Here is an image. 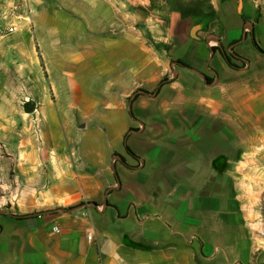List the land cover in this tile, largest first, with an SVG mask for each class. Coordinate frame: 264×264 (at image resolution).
<instances>
[{
	"label": "crops",
	"instance_id": "1",
	"mask_svg": "<svg viewBox=\"0 0 264 264\" xmlns=\"http://www.w3.org/2000/svg\"><path fill=\"white\" fill-rule=\"evenodd\" d=\"M28 5L0 41V264H264V0Z\"/></svg>",
	"mask_w": 264,
	"mask_h": 264
},
{
	"label": "built area",
	"instance_id": "2",
	"mask_svg": "<svg viewBox=\"0 0 264 264\" xmlns=\"http://www.w3.org/2000/svg\"><path fill=\"white\" fill-rule=\"evenodd\" d=\"M32 26L28 0H0V41L24 29L32 30ZM260 236L264 238V231Z\"/></svg>",
	"mask_w": 264,
	"mask_h": 264
},
{
	"label": "rangeland",
	"instance_id": "3",
	"mask_svg": "<svg viewBox=\"0 0 264 264\" xmlns=\"http://www.w3.org/2000/svg\"><path fill=\"white\" fill-rule=\"evenodd\" d=\"M26 34L25 36H27L28 38L31 37L32 33H31V30L29 29H26V31H24ZM20 33V32H19ZM18 34H16L15 36H17ZM34 43V42H33ZM22 58L25 56L23 54H29V53H33L35 54V52H38L37 50V47L34 45V44H24L22 46ZM21 83L22 85L24 86V89L22 92H20L19 95L17 96H14L12 97V99L14 100V102L16 103V105L18 106L19 108V112H20V117L23 118V117H27L28 114L24 112V109H23V106L26 102H31V97H30V94H29V90H28V78L27 77H21ZM6 112V115L7 116H10L12 115L13 113H16V111L12 108H9V109H6L5 110ZM25 178H22L19 176L15 177V174L10 171L9 173H6V177H5V192H4V195H5V203L9 204V202H12L13 200V197L14 195L13 194H17V199L19 198L18 197V194L20 193V187L23 186L22 183H26L25 182Z\"/></svg>",
	"mask_w": 264,
	"mask_h": 264
},
{
	"label": "water",
	"instance_id": "4",
	"mask_svg": "<svg viewBox=\"0 0 264 264\" xmlns=\"http://www.w3.org/2000/svg\"><path fill=\"white\" fill-rule=\"evenodd\" d=\"M23 109L25 113L31 114L35 109V104L33 102H26L23 106Z\"/></svg>",
	"mask_w": 264,
	"mask_h": 264
}]
</instances>
